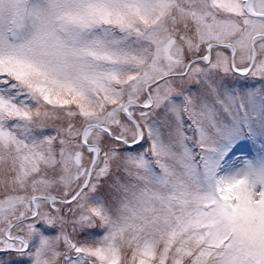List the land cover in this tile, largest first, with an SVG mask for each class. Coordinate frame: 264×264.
Here are the masks:
<instances>
[{"label": "snow or ice", "instance_id": "obj_1", "mask_svg": "<svg viewBox=\"0 0 264 264\" xmlns=\"http://www.w3.org/2000/svg\"><path fill=\"white\" fill-rule=\"evenodd\" d=\"M0 264H264V0H0Z\"/></svg>", "mask_w": 264, "mask_h": 264}]
</instances>
